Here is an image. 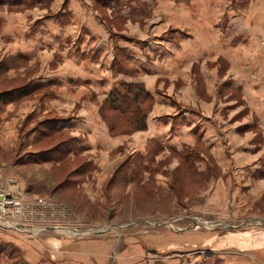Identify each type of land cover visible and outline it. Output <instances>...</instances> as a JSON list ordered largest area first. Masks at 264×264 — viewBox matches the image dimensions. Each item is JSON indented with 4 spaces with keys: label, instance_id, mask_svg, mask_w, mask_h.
Wrapping results in <instances>:
<instances>
[{
    "label": "rangeland",
    "instance_id": "1",
    "mask_svg": "<svg viewBox=\"0 0 264 264\" xmlns=\"http://www.w3.org/2000/svg\"><path fill=\"white\" fill-rule=\"evenodd\" d=\"M84 17L106 32L102 62L121 49L119 74L144 80L111 89L140 84L150 98L123 112L105 101L111 89L62 72L69 53L99 57L82 54L100 33L75 38ZM249 28L264 49V0H0V191L18 189L34 223L72 230L0 223V264L83 256L63 243H113L110 258L125 247L181 264H264V127L221 56Z\"/></svg>",
    "mask_w": 264,
    "mask_h": 264
},
{
    "label": "crops",
    "instance_id": "2",
    "mask_svg": "<svg viewBox=\"0 0 264 264\" xmlns=\"http://www.w3.org/2000/svg\"><path fill=\"white\" fill-rule=\"evenodd\" d=\"M247 19L245 18L242 23L245 22L250 23V21ZM82 20H83V25L81 27H83L84 34L75 35V38H77V43H79L81 46H85V44L88 43L89 40L88 38L89 36H87V34L91 33L89 35H91L92 38L96 37L97 35L96 36L92 35V33L96 31L94 30V28L92 32L89 29L88 25H92V23L90 24L88 18L84 17V19ZM253 23L254 22H252V24ZM248 30H249L248 31L249 38L247 39V42L243 44V46L235 49L234 50L235 52H230L231 54L229 52H224V53L221 52V56L229 64L231 69L232 67L234 68L237 77V79L234 81V85L242 89V93L244 95V101L246 105H248L250 112L254 114L255 119L257 120V124L259 126L264 127V105H261L262 102L260 100V93L262 86L261 79L262 77H264V63L262 62L264 60V49L258 40L260 34L256 33L254 28L252 29L249 28ZM68 32H74V30ZM59 33L62 34L61 31ZM96 33H100L99 35L100 37L95 38V40H92V42L94 41L93 45L91 46V44H89L91 48H88L89 47L88 46L87 49L85 50V53L83 52L84 54H82V56H84L87 53L88 55L89 53L90 55L96 53L99 56L97 60L89 63L86 59L77 56L75 58V55L72 56L69 53L70 58L69 59L67 58L65 63L66 65L65 64L62 65L61 67L62 72L65 74L64 69L68 70L67 76L79 74L80 72H82L83 74L84 73L87 74L85 76L83 75L84 76L83 79L85 78L90 82L89 84L96 87L102 96L106 95V93L111 89V87L117 84L118 81L144 82V80L142 79L134 80L133 77L129 75L127 72H123L124 74L123 73L119 74L120 72L118 68L119 60L124 55L121 49L118 50L113 47L114 50L112 49L113 53L111 51V57L108 59V61L102 62L101 55L105 51V50L103 51L102 49L103 46L102 33L106 34V32L104 29L103 30L101 29ZM98 40L99 43H97ZM74 41L75 40H72L73 43ZM126 43H130V41ZM95 44L96 46H98L96 47V49L94 47ZM124 47H125L124 51L128 52L127 56L129 57L130 60H132L131 57L129 56L130 55L129 51H131L130 45H124ZM79 51L80 50H77L76 53H78ZM138 52L141 51L139 50ZM135 54L138 55L139 53L136 52ZM137 55L135 56L138 59L139 55L138 56ZM258 56L260 58L263 57V60L259 59ZM124 61L126 62V60ZM63 78H65L64 75L58 79L59 81L62 82ZM64 84H66V82L63 81V85ZM144 85L145 88L153 95L150 85L148 83H145ZM190 112L189 114H191ZM148 127H150V125H148ZM87 131H90V134L93 133L94 135L97 132V130L95 131L93 127L88 128ZM149 131H153V128H149ZM262 132L264 134V131ZM113 146H109L107 147V149H111ZM63 245L64 247L65 246L73 247L72 249H76V253H79L83 256L75 258L69 256L64 257L61 255V257L58 256L56 257V259H58L56 262L44 261V263L39 262L38 264H54V263L57 264H181L180 262L181 260L179 257L173 259L172 262L171 261L169 262L166 261L167 259L164 258L165 256H162V254L159 253L158 251L154 252L153 250H151L152 251L151 253L149 252L146 255H142L141 251L139 250L138 253L136 254L125 247H122V249H118L116 252L117 256H115L114 258H110V251H112L114 246L113 243H102V244L101 243H63ZM99 247L101 248L99 249ZM135 254L137 260L134 262L133 255ZM155 257L157 259H155ZM33 259L36 260L37 258L34 257ZM192 260L194 264H201L200 261H197L195 259V257Z\"/></svg>",
    "mask_w": 264,
    "mask_h": 264
},
{
    "label": "built area",
    "instance_id": "3",
    "mask_svg": "<svg viewBox=\"0 0 264 264\" xmlns=\"http://www.w3.org/2000/svg\"><path fill=\"white\" fill-rule=\"evenodd\" d=\"M12 192L0 191V223L5 227L24 231H38L44 227L70 230V227H67L66 224L51 225L44 221L34 223L31 219L22 216L20 213V207L15 202V199L19 196V191L17 189L14 193ZM45 202V199L42 198L35 199V204L39 206L45 204Z\"/></svg>",
    "mask_w": 264,
    "mask_h": 264
},
{
    "label": "trees",
    "instance_id": "4",
    "mask_svg": "<svg viewBox=\"0 0 264 264\" xmlns=\"http://www.w3.org/2000/svg\"><path fill=\"white\" fill-rule=\"evenodd\" d=\"M141 96V98H140ZM150 98L149 93L142 87L140 84H129V83H121L116 85L111 91L107 94L105 101L112 107L113 109H120L118 104H125L123 109L120 111L127 112L130 107V104L136 102L139 103L143 99ZM145 116L139 115L136 120L137 127L143 128L145 126Z\"/></svg>",
    "mask_w": 264,
    "mask_h": 264
},
{
    "label": "water",
    "instance_id": "5",
    "mask_svg": "<svg viewBox=\"0 0 264 264\" xmlns=\"http://www.w3.org/2000/svg\"><path fill=\"white\" fill-rule=\"evenodd\" d=\"M70 231H72V230H70Z\"/></svg>",
    "mask_w": 264,
    "mask_h": 264
}]
</instances>
